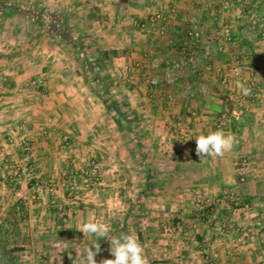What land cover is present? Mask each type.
Segmentation results:
<instances>
[{
	"label": "crops",
	"instance_id": "0c3cea01",
	"mask_svg": "<svg viewBox=\"0 0 264 264\" xmlns=\"http://www.w3.org/2000/svg\"><path fill=\"white\" fill-rule=\"evenodd\" d=\"M201 3L202 0H0V157L5 155V162H0V224L5 219L12 220L15 213L23 221L20 230L15 226L11 232L18 237L11 238L12 241L2 238L7 242V251L16 244L13 247L16 252L10 253V258H3L0 243V264H81V255L88 247L95 251L83 225L89 217L98 219L101 211L93 210L98 217L90 216L92 213L88 211H69L68 191L78 189L80 184L65 175L78 170L89 155L102 157L101 152H107L113 156L120 123L125 124L129 136L135 124L147 142L153 141L155 149H147L143 156H149L150 151H156L157 155L169 151L165 156L171 158L170 169L176 174L186 173L187 180L182 186L202 189L203 195L207 196V192L211 200L217 202L216 195L227 192L241 200L242 207L233 217L242 225L239 232L247 237L248 245L228 242L225 236L206 244L210 231L203 229L195 231L197 242L189 244L190 252L208 246L212 264H264V196H261L264 189V73L257 69L260 65L255 57L242 63L239 79L231 77L234 53L225 45L213 42L217 29L215 12L222 7L218 4L209 12ZM257 7L260 12L264 10V6ZM239 10L236 13L233 10L236 16L226 17L237 37L244 29L236 19H240ZM158 12L166 18L164 36L159 35L158 23L148 21ZM58 15L63 19L61 26L69 29L75 42L78 39L73 27L90 30L85 37L97 49L98 57L105 59L108 78L120 74V67L124 66V74L133 79L127 80L125 106L136 113L137 122L131 117L119 122L116 113L108 109L111 102H104L83 83L82 66L71 68L69 59L74 58L78 64L80 55L69 45L66 36L53 31ZM77 15L81 17L72 20ZM190 19L196 20L202 38L211 41V60L199 61L200 75L190 71L166 86L164 63L180 55V49L171 48L168 43L173 41L178 46L184 43ZM140 23L145 25L144 30L136 26ZM69 47L75 51L74 55L67 54ZM154 59L162 62L161 68L151 69L150 62ZM133 65L140 69H134ZM97 74L99 76L98 71ZM149 75L157 79L152 93L144 85ZM37 76L46 80L39 93L28 88L27 82ZM222 77L229 80L226 86L220 83ZM251 77L256 79L262 94L258 93L255 100L248 99L244 119L234 122L228 118L235 108L232 98L245 96L238 83L250 93ZM201 78L202 93L199 91ZM165 94L173 98L170 105ZM164 106H168L165 111ZM176 128L177 133L188 132L192 145L181 150L170 144L163 150L162 145L170 142ZM217 130L235 136L233 149L223 156L197 155L196 137ZM158 145H161L159 149ZM241 159L247 160L246 179L242 182L235 168V163ZM15 165H28L30 172L24 182L11 184L6 178ZM156 185L159 187L160 182ZM83 197L84 203L106 202L107 199L98 194ZM21 200L25 201L26 208L12 211ZM257 221L261 225L254 228ZM256 239H260V243ZM190 259L187 263L203 262L193 255Z\"/></svg>",
	"mask_w": 264,
	"mask_h": 264
},
{
	"label": "rangeland",
	"instance_id": "374dc122",
	"mask_svg": "<svg viewBox=\"0 0 264 264\" xmlns=\"http://www.w3.org/2000/svg\"><path fill=\"white\" fill-rule=\"evenodd\" d=\"M204 1L205 0H202L200 5L204 6ZM211 2V6H214V8L218 4H220L221 7L224 6V4L231 6L229 14H223L222 11L218 10L215 12L217 29L214 33L219 30V26L223 22V19H226L227 16H236L233 10L236 13L239 8L243 7L242 11L239 10L240 13H237L240 15V19H236L238 22L240 21L242 23L244 29L241 35L237 37L233 35V28L226 21L231 28L232 35L237 41L235 46H225L227 50L234 53V55H232V64L238 60L242 69V63L244 61L256 57L260 65L257 69L261 70L264 64V42H262V34H264V10L262 9V12H260L257 6H264V0L261 2H259V0H251L250 2L247 0H211ZM214 8L212 10H214ZM248 8L250 9L248 10ZM80 17L81 15H77L76 18L72 20ZM75 24L77 23H73V25ZM69 28L71 29L72 27L70 26ZM79 28H72L74 36H77L76 38L78 39L76 41L78 48H75V50L78 49V54L80 55L77 60L78 64L75 63L74 58H70L68 61L69 65L74 69L81 68L82 66L85 77H83V83L89 85V89H93L95 95H98L100 99L102 98L104 102H114L113 100L118 101L119 103L116 104L119 106L121 114L126 118L131 117L133 121L137 122L138 117L136 113L131 112L127 106H125L126 96L124 97V91L129 88L126 84H129L127 80L130 76L124 74V66L121 65V70H119L120 74L108 78L107 65L103 63L105 59L101 56L102 60L100 63L97 62L98 54L95 51L97 49L91 44V40L85 37L90 30H86V28L84 29L83 27ZM68 33L70 34L71 32L68 31ZM213 42L215 41L213 40ZM67 54L74 55L75 51H71L69 47V49H67ZM133 68L140 69L139 66L135 65H133ZM159 68H161V66ZM97 71L99 73L98 79H96L95 76ZM78 76H81L80 73ZM148 78H153L155 80L156 86L154 88H150L147 85L146 79ZM38 79L43 81L41 87L33 84V82H36ZM146 79L144 80V85L152 93L157 87V79L150 75L146 76ZM45 81L44 77L40 76L33 79L31 78L27 81L28 88H32L36 93H39V90L44 87ZM130 81H133V79ZM200 82L202 81L200 80ZM250 82L253 83L250 93L262 94V92L258 90L256 79L254 80L253 77H251ZM168 85L169 84H166V86ZM130 86L133 87L134 84L130 83ZM38 97L39 96L36 95V98ZM248 99L255 100L254 98L247 97L244 101L245 105ZM167 107L164 106L162 110L165 111ZM115 116L119 119V122L123 120L121 117ZM124 125L125 124L120 123L121 128L117 135L113 156L108 155L107 152H101L103 154L102 157L89 155L85 161H82V164L79 165L80 168L78 170L74 169L69 175H65L67 177H73V180H78L80 184L78 189L75 188L68 191V194H70L68 200L71 201L69 206L71 208L67 210L72 212L88 211L92 213L90 216H97V212L95 213L93 210L98 211L99 209L101 213L98 219L96 217H89L84 222L92 221L107 224L109 226V233L112 231L115 223L120 224L124 221L128 234L135 236L142 245L144 249L143 255L147 258L148 264L151 260L153 264L154 262L155 264H191L187 263V260H191V255L196 257V259L203 260V262L199 264H212L209 257L211 252L208 246L201 247V249L195 250V252L189 251V244L197 242L195 231L202 232L203 229L210 231L206 236V244L212 243L215 239L220 240L221 237L225 236L229 238L228 242L238 243L239 246L248 245L247 237H243L239 232L240 229H242V225L233 217L235 212L242 207V202L238 196L235 194L232 195L230 192L220 193L221 195H216L217 198H219V202H217L216 199L211 200L209 193L205 192L207 196L203 195L204 191H200L202 189L199 190L194 187L189 188L188 186H182L181 184L183 182L185 183L187 180V176H185L186 173L185 171H181L176 174L170 169L171 158L165 156L168 155L167 152L169 151H165L163 155H157L156 151H150L149 156H143V154H146L147 149H155L153 147V141L148 140L149 142H147V140L140 135L138 125L135 124L132 125L134 130L133 134L129 136ZM180 128L182 127L180 126ZM182 129L185 128L183 127ZM175 131L176 132L171 133L172 138L170 142L165 141L167 144L165 143L162 145L163 150H166L170 144L173 148L178 146L181 150H185L184 147L189 148V146L192 145V139L186 130V137L182 136L179 132L177 133V128ZM135 135L137 138H135ZM141 139L143 142L142 144L140 143ZM66 143H69V140H67ZM139 143L141 144L140 147L137 146ZM160 147L161 145H158L157 148L159 149ZM4 156L5 155H2V157H0V162H5ZM15 166L14 171L10 172L6 178L11 184L24 182V180L28 178L30 172L28 165H20L21 167L27 168L28 171L25 175L18 177L16 170L19 168V165ZM242 173L243 179L245 180V173L247 174V172L242 171ZM238 179L240 180L239 175ZM178 181L180 185L177 184ZM147 182L148 185H146ZM156 182H158V184L160 182L162 186L158 187ZM99 184H103V186L99 187ZM145 185L146 191H144ZM7 190H9V188ZM97 194L102 195L104 198L107 197L106 202L84 203L81 200L82 195L85 196L83 197L85 199L94 197ZM188 194L193 197H189ZM77 196L79 199L75 198ZM224 196H228V198L223 199ZM261 196H264V189L262 190ZM25 206V201L21 200V202L15 204V207L13 206L12 211L15 210V212H18L19 210L16 211V208H26ZM262 208L264 209V206ZM225 212H227V215ZM230 218H232V222ZM22 223L23 221H17L16 223L13 219L11 220V218L5 219L4 222L0 224L1 237L12 241L11 238L14 239V237H18L17 234L14 235L11 233L13 228L15 229V226H18L16 229L20 230L19 228H21L20 226ZM259 227L260 226H257L256 223L254 224V228ZM189 232L191 233L190 235L188 234ZM95 239H97V237L90 234L89 242H94ZM259 241L260 239H256L257 243H260ZM15 245L16 244H14V246ZM17 245H19V243H17ZM14 246H9V248H13ZM106 248L107 249L96 254L95 259L97 264H103L105 260L114 259L110 251L111 245Z\"/></svg>",
	"mask_w": 264,
	"mask_h": 264
},
{
	"label": "built area",
	"instance_id": "2783aa9c",
	"mask_svg": "<svg viewBox=\"0 0 264 264\" xmlns=\"http://www.w3.org/2000/svg\"><path fill=\"white\" fill-rule=\"evenodd\" d=\"M203 9L205 11H210L214 8V6H211L212 2L211 0H205ZM222 13L223 14H229L231 11V6H227V4H224L222 6ZM174 18V15L172 16ZM148 21L150 23H158L159 24V35L164 36L166 33V27L164 25V22L166 21V18L164 14L158 12L153 14L149 17ZM138 29L144 30L145 25L144 24H137L136 25ZM202 33L199 29V25L197 24L195 19H190L188 21V27L185 31L184 35V43L180 44L178 46L173 41H170L168 43V46L171 48H179L180 49V55L178 59L165 62L163 66L164 71V78L166 84H174L182 77L186 76L190 71H192L194 74L200 75V68L199 67V61H209L211 60L212 56V49H211V41L210 40H204L202 38ZM215 42L221 45H228V46H235L237 39L234 38L232 35V31L230 26L227 24L226 19H223V22L219 26V30L215 33L214 39ZM262 42H264V34H262ZM162 65V62L158 59H154L151 61V69H158ZM128 70V68L126 69ZM261 71L264 73V64L263 68H261ZM230 74L233 79H239L242 74V69L240 67V63L237 60L235 63L232 64L230 67ZM203 78H201V81ZM147 85L150 88H154L156 86L155 80L153 78L146 79ZM229 80L227 77H222L220 80L221 85L226 86L228 84ZM199 85V91L202 93L204 91V85L203 81L200 82ZM33 84H36L38 87H41L43 85V81L41 79H38L36 82H33ZM251 88L253 87V83H250ZM253 91V89H252ZM247 97H251L256 99L258 97L257 94L249 93L245 96H239V97H233L232 100L235 102V108L232 110L231 115L228 117L232 119L234 122H241L246 114V105L244 103L245 99ZM165 99L167 101V104L170 105L172 103V96L170 94H165ZM227 117H225L226 119ZM180 134L184 137H186L185 130H181ZM247 166V160L241 159L238 162L235 163V168L237 169V173L240 176V181H243V173L242 171L245 170ZM27 168L19 166V168L16 170V174L18 177H21L22 175H25L27 172ZM261 222L257 221V225L260 226Z\"/></svg>",
	"mask_w": 264,
	"mask_h": 264
},
{
	"label": "clouds",
	"instance_id": "9594fccd",
	"mask_svg": "<svg viewBox=\"0 0 264 264\" xmlns=\"http://www.w3.org/2000/svg\"><path fill=\"white\" fill-rule=\"evenodd\" d=\"M244 95L249 94V89L242 83H238ZM196 152L199 156H223L225 152L233 149L235 136L231 133L225 134L223 130L211 132L208 135L196 137ZM83 231L97 237L91 245L95 246V251L88 247L81 255V264H97L96 254L100 251L98 240L106 238L111 244V253L114 259L103 261V264H148L147 258L143 255L144 249L138 239L130 234L111 236L109 226L100 222L88 221L83 225Z\"/></svg>",
	"mask_w": 264,
	"mask_h": 264
},
{
	"label": "trees",
	"instance_id": "16d2710c",
	"mask_svg": "<svg viewBox=\"0 0 264 264\" xmlns=\"http://www.w3.org/2000/svg\"><path fill=\"white\" fill-rule=\"evenodd\" d=\"M53 18V21H54V16H52ZM57 18H59V17H56L55 18V20L57 21L56 22V24L57 25H53V31H55V32H57L58 34H62V35H64V36H66V38L68 39V43H69V45L70 46H72L74 49L75 48H78V44H77V42H75V41H73L72 40V38L70 37V35H69V33H68V28L67 27H65V28H63V26H61V23L60 22H62L63 23V19L62 18H59V19H57ZM63 25V24H62ZM77 51H78V49H77ZM102 60V58L101 57H98L97 58V62H99L100 63V61ZM97 74V73H96ZM95 74V76H96V79H98L99 78V76H98V74L96 75ZM109 110H111V111H114L115 113H116V115L117 116H119V117H121L122 119H125L126 120V117L123 115V114H121V112H120V109H119V107H118V105L117 104H115L114 102H111L110 103V106H109V108H108ZM159 187H161V184L159 185ZM144 191H146V185H145V189H144ZM20 211H22V209L20 208L19 209V211L18 212H20ZM18 213H15V217H13V221L14 222H16L17 223V221L19 222L20 221V219H19V217H18ZM128 234V232L126 231V224H125V222L123 221V222H121L120 224L119 223H115L114 225H113V229H112V231L109 233L111 236H120L121 234ZM6 240V239H5ZM5 240H3L2 239V237H1V229H0V243H1V248H2V256H3V258L5 257H9L10 258V253H15L16 252V248H12V249H10L9 251H7V242H4ZM95 240H97V239H95ZM94 240V241H95ZM98 244H99V246H100V251H103V250H105V249H107L106 247L107 246H110L111 244H110V241L108 240V239H106V238H100L98 241ZM8 252H9V255H7L8 254ZM9 262V261H8ZM7 262V263H8ZM10 263V262H9ZM150 264H152V262H150Z\"/></svg>",
	"mask_w": 264,
	"mask_h": 264
}]
</instances>
